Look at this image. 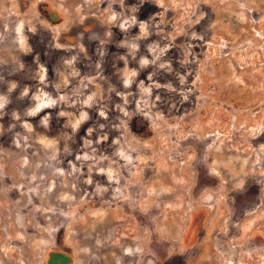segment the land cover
I'll return each instance as SVG.
<instances>
[{"label":"rangeland","instance_id":"obj_1","mask_svg":"<svg viewBox=\"0 0 264 264\" xmlns=\"http://www.w3.org/2000/svg\"><path fill=\"white\" fill-rule=\"evenodd\" d=\"M0 264H264V0H0Z\"/></svg>","mask_w":264,"mask_h":264}]
</instances>
